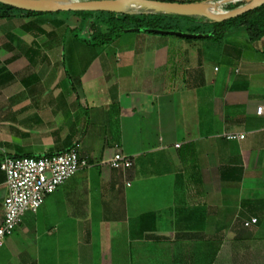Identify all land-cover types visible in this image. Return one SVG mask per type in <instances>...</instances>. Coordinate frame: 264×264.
Wrapping results in <instances>:
<instances>
[{
  "label": "crops",
  "instance_id": "crops-1",
  "mask_svg": "<svg viewBox=\"0 0 264 264\" xmlns=\"http://www.w3.org/2000/svg\"><path fill=\"white\" fill-rule=\"evenodd\" d=\"M58 19H0V162L79 142L91 164L25 213L0 264H264V38L238 29L173 68L178 37L93 47ZM117 151L130 169L108 164ZM5 181L0 168V222Z\"/></svg>",
  "mask_w": 264,
  "mask_h": 264
},
{
  "label": "trees",
  "instance_id": "trees-1",
  "mask_svg": "<svg viewBox=\"0 0 264 264\" xmlns=\"http://www.w3.org/2000/svg\"><path fill=\"white\" fill-rule=\"evenodd\" d=\"M164 1L188 2L187 0ZM243 3H245V0L234 1L226 5L225 10L236 8ZM61 14L76 15L82 19L79 27L69 29V31L80 41L93 47L111 44L125 33L175 36L187 43L201 41L204 44L207 42L219 44L231 32L243 28L250 42H256L264 38V4L237 17L218 22L205 16L177 15L144 9L139 10L138 13L131 11L120 13L107 11L41 12L23 10L0 2V19H30L29 25L40 31L45 22H59L58 16ZM63 21L60 19V23ZM84 28L86 33H83ZM189 74H191V71ZM70 147L58 152L66 151ZM55 153L57 152H49L43 155ZM43 155L28 153L14 157H41Z\"/></svg>",
  "mask_w": 264,
  "mask_h": 264
},
{
  "label": "built area",
  "instance_id": "built-area-1",
  "mask_svg": "<svg viewBox=\"0 0 264 264\" xmlns=\"http://www.w3.org/2000/svg\"><path fill=\"white\" fill-rule=\"evenodd\" d=\"M263 107L257 112L261 114ZM227 139L239 140L244 134L230 132ZM114 169H130L133 159L130 155L117 151L107 161ZM91 163L80 154V143H74L68 150L41 157L4 156L0 168L6 176V196L3 201V218L0 222V247L6 238L20 227L27 212L35 213L45 198L55 192L65 181ZM129 185V182H127ZM257 223L255 217L244 221L249 227Z\"/></svg>",
  "mask_w": 264,
  "mask_h": 264
},
{
  "label": "water",
  "instance_id": "water-1",
  "mask_svg": "<svg viewBox=\"0 0 264 264\" xmlns=\"http://www.w3.org/2000/svg\"><path fill=\"white\" fill-rule=\"evenodd\" d=\"M0 2L23 10L41 12L107 11L120 13L127 12V8H140V10H152L177 15L205 16L218 22L237 17L264 4V0H245V3L236 8L214 13L207 9L205 2L164 0H70L60 4L45 0H0Z\"/></svg>",
  "mask_w": 264,
  "mask_h": 264
},
{
  "label": "rangeland",
  "instance_id": "rangeland-1",
  "mask_svg": "<svg viewBox=\"0 0 264 264\" xmlns=\"http://www.w3.org/2000/svg\"><path fill=\"white\" fill-rule=\"evenodd\" d=\"M45 1H53L55 3H66L68 1L66 0H45ZM62 1V2H61ZM66 1V2H65ZM236 0H204L202 2H205L207 5V9H209L210 11L217 13V12H224L225 10V6L234 2ZM211 7H209V6ZM126 10L128 11H133V12H138L140 10V8H127ZM63 20L67 21L68 16L65 14H61L59 15ZM77 20V25L78 27L81 25L82 23V19L79 16L73 15ZM242 31H245L243 28H241ZM83 33H86V29L84 28ZM246 31L245 33H241L240 35H238L240 40L245 39V37L247 36ZM143 35H146L145 33ZM148 35V34H147ZM153 35V34H151ZM158 36V35H156ZM160 36V35H159ZM171 39V38H170ZM172 41H177V42H173L172 45V49H171V57H172V67L174 68L177 64V62H179L182 57H186L188 55V59L186 61L189 62H194L193 58L195 57H200L203 53V51H205V49L201 48V46L204 45V43H202L201 41H193L192 43H187V42H182L181 40H179L178 38L175 39L173 38ZM175 44H177V46H175ZM216 46V44H215ZM174 48H178V49H174ZM183 48V49H182ZM135 52V49H134ZM199 53V54H198ZM208 55H206L207 57H211L213 56V54L215 53V50H208L207 51ZM197 55V56H196ZM123 75V74H122ZM122 75L120 72H117V77H121ZM121 81V80H120ZM100 84L97 85V87H102L103 82H99ZM20 127H23L24 129H26L27 131H29V133L33 134V141H39L40 143H47V141L45 140V133H47L48 125L45 124H37V123H30V124H20ZM51 129V128H50ZM39 138V139H37Z\"/></svg>",
  "mask_w": 264,
  "mask_h": 264
},
{
  "label": "bare ground",
  "instance_id": "bare-ground-1",
  "mask_svg": "<svg viewBox=\"0 0 264 264\" xmlns=\"http://www.w3.org/2000/svg\"><path fill=\"white\" fill-rule=\"evenodd\" d=\"M62 1H63V0H62ZM62 1H61V2H62ZM66 1H70V0H66ZM66 1H65V2H66ZM59 4H60V3H59ZM208 6H209V5H208ZM211 6H212V5H211ZM211 6H209V7H211ZM128 9H129V8H128Z\"/></svg>",
  "mask_w": 264,
  "mask_h": 264
}]
</instances>
